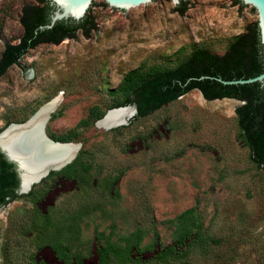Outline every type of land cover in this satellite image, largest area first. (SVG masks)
Returning a JSON list of instances; mask_svg holds the SVG:
<instances>
[{
  "label": "rangeland",
  "instance_id": "obj_1",
  "mask_svg": "<svg viewBox=\"0 0 264 264\" xmlns=\"http://www.w3.org/2000/svg\"><path fill=\"white\" fill-rule=\"evenodd\" d=\"M158 1L126 16L101 0L89 38L41 44L0 78V132L56 97L45 134L80 144L73 178L0 207V264H99L106 247L123 252L107 264H146L176 245L163 264H264V165L239 140L241 103L194 90L127 126H95L129 72L173 68L195 49L220 55L257 21L234 0H190L182 16ZM28 2L0 0V52L17 43Z\"/></svg>",
  "mask_w": 264,
  "mask_h": 264
},
{
  "label": "trees",
  "instance_id": "obj_2",
  "mask_svg": "<svg viewBox=\"0 0 264 264\" xmlns=\"http://www.w3.org/2000/svg\"><path fill=\"white\" fill-rule=\"evenodd\" d=\"M234 1L240 9L244 7L239 0ZM53 9L49 0H30L21 5L19 15L21 35L17 43L5 44L0 52V78L12 66L18 65L19 60L30 50L41 44L58 45L64 40L74 39L77 33L89 38L97 31L93 17L88 11L84 19L78 23L62 20L56 22L50 29H41L40 27L49 23ZM187 10V1H180V4L174 7V11L180 16ZM262 72L264 58L257 24L254 22L247 25L243 33L234 36L220 55L207 49H195L173 68L154 69L143 74L129 72L122 80L124 98L115 108L134 105L137 111L134 120H137L151 115L194 90L206 101L236 100L241 103L234 109L240 130L239 140L248 149L250 162L256 167H263L264 85L259 82L226 85L217 80L247 79ZM77 158L61 171L51 172L45 179L54 175L73 178L75 172L73 166ZM17 187L18 179L13 165L0 153V207L21 196L16 194ZM32 195L33 189L25 196ZM182 238H185V235ZM182 247L184 249L186 244ZM178 249L179 246L176 245L157 250V257L149 259L146 264H163L174 260ZM118 253L123 254L111 247L100 249L99 264H107L115 259Z\"/></svg>",
  "mask_w": 264,
  "mask_h": 264
},
{
  "label": "water",
  "instance_id": "obj_3",
  "mask_svg": "<svg viewBox=\"0 0 264 264\" xmlns=\"http://www.w3.org/2000/svg\"><path fill=\"white\" fill-rule=\"evenodd\" d=\"M101 0H49L51 6H53V11L49 18V23L40 27L41 29H50L52 26L62 20H71L75 23L80 22L88 14H92L96 6ZM180 1L190 0H171L173 6H178ZM247 9H254L257 11V29L259 35V42L262 48V54L264 58V0H239ZM105 4L109 6L115 13L122 14L126 16L134 15L140 12H144L150 9L156 8L160 2L158 0H104ZM223 84H250L254 82H259L264 85V72L261 74L247 79H239L232 81H223L217 79ZM126 107L133 109V113L130 116H123L116 126H111L104 130H110L117 127L127 126L131 120L134 119L137 111L134 105H127L123 107H118L107 111L104 116L99 119L95 126L101 121H103L110 112L114 110H120ZM38 111H36L28 120L23 123L14 124L11 123L5 127L0 132V140H6L9 135L14 132L23 131L26 133L30 130L33 119L36 117ZM51 112L48 117L39 126V135L37 139L24 138L21 143H18L17 149L19 152L25 155H31V163L36 166L37 169L28 172L26 166L28 162L23 163L20 158L10 155L1 145L0 153L3 154L4 158L13 165L14 171L18 179V187L16 189L17 195L28 194L36 185L40 184L51 172H59L66 166L70 165L76 158L78 152L80 151V144L78 145V151L72 157L68 155L66 151H61L59 147L67 145L69 143L56 142L51 140L45 134V125L49 120ZM99 128V127H97ZM100 129V128H99ZM46 148H50L49 152Z\"/></svg>",
  "mask_w": 264,
  "mask_h": 264
},
{
  "label": "bare ground",
  "instance_id": "obj_4",
  "mask_svg": "<svg viewBox=\"0 0 264 264\" xmlns=\"http://www.w3.org/2000/svg\"><path fill=\"white\" fill-rule=\"evenodd\" d=\"M60 100L58 98H54L48 103L44 104L40 109H38V113L36 117L33 119L31 128L29 131L24 133L23 131L14 132L11 135L7 137L6 140H0V145L10 154L14 155L17 158H20L23 163L28 162L26 166V170L28 172L34 171L36 168L35 165L29 164L31 163L28 160H31V155H25L24 153H21L17 149L18 143H21L24 138L28 139H37L39 135V126L43 123V121L48 117V115L53 112L57 106ZM133 113V109L130 107H126L120 110H114L109 113V115L101 122L97 124V127L100 129H107L111 126H116L120 119L123 116H130ZM61 151H66L69 156H73L78 151V145L77 143H71L67 145H63L59 147ZM50 148H46V151L49 152ZM28 159V160H27Z\"/></svg>",
  "mask_w": 264,
  "mask_h": 264
}]
</instances>
